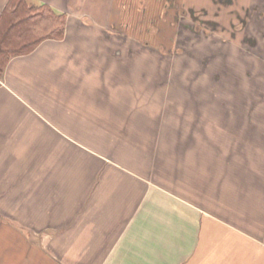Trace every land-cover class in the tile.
<instances>
[{
	"label": "crops",
	"instance_id": "1",
	"mask_svg": "<svg viewBox=\"0 0 264 264\" xmlns=\"http://www.w3.org/2000/svg\"><path fill=\"white\" fill-rule=\"evenodd\" d=\"M27 1L66 25L0 77V239L25 235L8 264H264V178L204 117V77L131 39L113 3Z\"/></svg>",
	"mask_w": 264,
	"mask_h": 264
},
{
	"label": "rangeland",
	"instance_id": "2",
	"mask_svg": "<svg viewBox=\"0 0 264 264\" xmlns=\"http://www.w3.org/2000/svg\"><path fill=\"white\" fill-rule=\"evenodd\" d=\"M104 1L105 5L113 3L115 19L132 24L131 39L149 40L162 55L173 56L177 64L171 66H177L178 72L192 71L195 77H204V86L210 89L208 101L203 102L204 117L224 119L228 132H241L252 154L251 160H243V167L252 163L264 178V3L253 5L248 0L249 6L247 1H237L239 15H232L231 4L215 5L211 0H188L185 5L182 0H171L177 3L176 14L172 8L160 12V3L154 0L145 5L143 0ZM95 2L83 1L82 10ZM182 7L186 16H182ZM191 7L194 11L209 8V12L197 18L188 12ZM24 236L0 239V264L10 263L17 253L24 258Z\"/></svg>",
	"mask_w": 264,
	"mask_h": 264
},
{
	"label": "trees",
	"instance_id": "3",
	"mask_svg": "<svg viewBox=\"0 0 264 264\" xmlns=\"http://www.w3.org/2000/svg\"><path fill=\"white\" fill-rule=\"evenodd\" d=\"M9 0L0 16V77L9 59L31 51L42 39L61 38L66 15L50 5Z\"/></svg>",
	"mask_w": 264,
	"mask_h": 264
},
{
	"label": "flooded vegetation",
	"instance_id": "4",
	"mask_svg": "<svg viewBox=\"0 0 264 264\" xmlns=\"http://www.w3.org/2000/svg\"><path fill=\"white\" fill-rule=\"evenodd\" d=\"M155 2L154 3H160V5L161 6H159V4H158V6H159V11L161 12V8L162 9H166V10H168V9H170V8H172V9H174V14H176L177 12H178V9H176V8H174L175 7V5L178 3V1H177V3H173V2H171V0H154ZM185 1H187L188 2V0H182V2L181 3H183L184 2V5H185ZM212 1V3L213 4H215V5H219L218 3L219 2H222V3H228V5L230 6V4L232 5V9H231V14L232 15H239L238 14V11H239V9H238V7H236L238 4H237V0H211ZM150 2H151V0H143V4L145 5V4H150ZM172 5V6H171ZM227 5V4H226ZM206 6H209V4H207ZM236 7V8H235ZM192 8V10L191 11H188V12H190L193 16H196L197 18H199L201 15H206L208 12H209V8H203V7H199V8H197L196 9V11H194V8L193 7H191ZM233 8H235V9H233ZM240 8V7H239ZM254 8V7H253ZM180 10H182V16H186V14H187V12H186V10L182 7ZM246 11H248V10H246ZM248 13H249V11H248ZM195 17V18H196ZM130 24V23H129ZM130 27H132V24H130ZM241 29V28H240ZM143 40H145V39H143ZM146 41V43H149L150 41L149 40H145Z\"/></svg>",
	"mask_w": 264,
	"mask_h": 264
}]
</instances>
